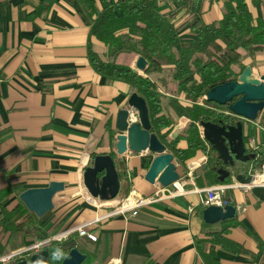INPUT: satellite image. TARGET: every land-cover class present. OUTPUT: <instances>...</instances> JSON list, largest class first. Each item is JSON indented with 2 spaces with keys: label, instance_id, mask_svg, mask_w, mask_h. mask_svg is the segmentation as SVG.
Masks as SVG:
<instances>
[{
  "label": "crops",
  "instance_id": "obj_1",
  "mask_svg": "<svg viewBox=\"0 0 264 264\" xmlns=\"http://www.w3.org/2000/svg\"><path fill=\"white\" fill-rule=\"evenodd\" d=\"M209 1L202 0L200 5L199 17L205 24L221 17L225 0ZM96 6H101L98 0ZM158 8L178 36L187 33L191 38L189 28L196 15L167 1H159ZM249 10L264 24V7L259 5L253 13L249 5ZM89 25V18L76 0H0V190L12 188L3 206L6 210L13 208L18 194L25 189L61 182L63 190L53 195L52 209L35 218V226L50 236L86 225L95 235V242L76 237L82 244L68 237L71 240L66 244L72 241L70 246L77 244L93 254L94 264H204L194 239L218 230L219 225L204 226L199 195L188 192L158 201L137 209L135 215H109L115 202L124 198V184L119 181L112 201L102 202L90 199L83 188L81 174L90 166V156L112 153L114 140L109 142L106 124L110 123L113 137L116 113L135 92L130 85L105 79L92 69L87 48L101 59L106 58L107 50L89 37ZM134 55L125 57L121 64L132 69ZM262 58L260 52L251 62L259 69L255 75L264 74ZM244 124H249L247 131L244 126V136H250L253 129L255 136L264 140L262 125L256 121ZM177 147L185 148L184 141H179ZM201 155L197 151L188 161ZM113 156L116 172L126 178L130 191L142 197L154 192L157 184L149 185L143 179V163L150 162L152 155ZM173 163L179 173V163ZM231 172L230 177L243 180L245 172ZM197 176L186 190L210 186H197ZM227 196L242 226L229 229L228 237L241 244L242 250L231 254L215 248V260L219 264H262L255 243L264 244V189L253 188L247 193L231 190ZM33 241L23 235L8 241L0 230V258L11 252L10 245L20 244L22 250Z\"/></svg>",
  "mask_w": 264,
  "mask_h": 264
},
{
  "label": "trees",
  "instance_id": "obj_2",
  "mask_svg": "<svg viewBox=\"0 0 264 264\" xmlns=\"http://www.w3.org/2000/svg\"><path fill=\"white\" fill-rule=\"evenodd\" d=\"M76 1L90 20L89 37L107 50V61H104L88 47L87 58L90 66L103 78L121 81L134 88L135 93L146 104L150 132L180 165L185 164L197 151H203V143L197 130L200 122L234 125L238 121L207 108L227 111L226 107L207 103L202 97L211 88L233 81L246 66L244 59L251 63L256 54L264 50V24L254 18L249 10V5H264L256 0H225L221 17L205 24L199 17L202 0H98L100 8L96 6L97 0ZM159 1L172 2L184 8L190 15L197 16L189 28L190 39L182 40L178 36L171 21L160 13ZM214 1L217 0L209 2L211 4ZM130 54L144 59L143 76L124 64L115 62L118 56L127 57ZM151 76H155V80ZM158 84L163 90L190 103L182 108L188 122L174 140L169 139L173 123L162 115ZM261 122L264 123V114H260ZM240 123L242 125L241 121ZM105 128L109 134V142H113L110 123ZM242 139L245 144L247 137L243 135ZM179 141H184L185 148L177 147ZM263 154L264 150L260 151L259 155L263 157L251 162L257 164L264 160ZM108 155L114 163L113 154ZM93 157L94 155L90 156V161ZM148 164L147 161L143 163L144 170ZM203 167V171L196 178V185L200 187L218 183L216 171L221 168V162L211 149ZM232 169L233 166L228 167V172ZM116 174L118 181L124 184L122 192L125 197L131 190L130 184L120 172ZM11 193L10 187L0 190V230L7 235V240L12 241L19 235L32 238L35 242L48 239V234L35 226L33 214L28 213L19 201L10 210L4 208L3 205ZM20 218L26 221L20 222ZM218 225V230L207 231L201 239H194L195 249L204 264H219L214 258L215 248L231 254H238L242 250L241 244L228 237L229 229L242 227L236 215L219 222ZM204 226L209 227L206 224ZM70 240L71 238L63 242L49 240L42 246V250L48 252L51 264H61L72 247L85 256L81 264H94L95 256L81 246L72 244L65 248L64 245ZM255 247L257 254L263 257L264 264V244L256 242ZM20 248V244L10 245L11 252ZM16 261L18 259L13 262Z\"/></svg>",
  "mask_w": 264,
  "mask_h": 264
},
{
  "label": "water",
  "instance_id": "obj_3",
  "mask_svg": "<svg viewBox=\"0 0 264 264\" xmlns=\"http://www.w3.org/2000/svg\"><path fill=\"white\" fill-rule=\"evenodd\" d=\"M256 1L264 5V0ZM131 67L137 73H142L145 68L144 59L135 54L131 60ZM233 99L235 100L232 101ZM203 100L226 107L228 112L238 119L253 122L264 108V74L255 75L249 66H245L233 81L207 91L203 95ZM129 111H135L136 121L127 124ZM198 126L201 128L203 140L220 160L222 166L232 167L234 162L243 164L254 159V154L247 153L244 148L243 129L239 121L232 126L211 122H200ZM113 129L115 135L111 154L122 157L127 153L139 156L149 153L153 156L143 176L145 182L165 188L177 180L172 154L150 132L147 108L142 97L135 92L128 96L125 107L116 113ZM181 130V127L174 126L170 131L169 139H176ZM90 163V166L84 168L81 174L82 185L88 196L101 202L114 199L118 193L119 181L111 157L96 155ZM216 174L217 181L220 183L229 176L228 170L223 168L218 169ZM62 190L61 182L51 181L43 188L23 190L18 194L17 199L28 213L38 219L52 209L53 195ZM234 214L235 209L231 205L223 208L209 206L200 212L201 220L206 225H214L231 219ZM48 257V252L41 249L10 264H47ZM84 258L83 254L72 247L61 264H81Z\"/></svg>",
  "mask_w": 264,
  "mask_h": 264
},
{
  "label": "built area",
  "instance_id": "obj_4",
  "mask_svg": "<svg viewBox=\"0 0 264 264\" xmlns=\"http://www.w3.org/2000/svg\"><path fill=\"white\" fill-rule=\"evenodd\" d=\"M223 114L229 115L238 121L240 120L243 122V124L244 123L251 124L255 121L258 123V120H260V114L258 115L257 119L253 122H246L243 119H238L237 117L230 114L228 110ZM135 121H136L135 111H129V115L126 120L127 124L133 123ZM178 126L181 127V125ZM197 130H198L199 139L203 143V151H201L202 155L197 156V158H194L183 165L176 164L177 166H179L180 169L179 173L176 172L178 176L176 181H174L165 188H162L159 185H157L154 192L146 197H142L134 193L133 191H130L123 199L115 202L114 207H112L113 209L112 212L108 214L113 215V214H122V213L130 212L132 215H135L136 210L139 208L146 207L158 201L180 197L188 192L190 193L193 192L200 196L199 202L202 209L209 206L223 208L225 206H229L231 203L229 197L227 196L228 192L231 190H237L241 193H247L249 190L253 188L264 189V165H263L264 160L260 161L257 164L251 162L250 160L248 163V168L244 173V178L242 181L238 180L236 177L229 176L230 178L225 182H221V183L218 182L203 188H193L192 190H186V186L193 181L194 175H196L195 174L196 170L206 163L207 153L210 150L209 145L202 138L201 128L198 125H197ZM244 148H246V152L254 154L253 160H259L260 158H262L260 157L258 153V147L252 138L247 137L246 143L244 144ZM130 199L132 204L129 205L128 202ZM75 228H74L75 230L73 231L67 232L68 231L67 230L66 231L67 233L62 234L61 236H53L51 240L58 241L60 240L59 237H64L71 232H75L78 237L84 238L90 242L96 241L95 235L86 228V225H81ZM48 241L49 240L46 239L41 242H36L35 244L28 246L27 248H24L22 250L11 252L8 255H5L2 258H0V262L4 264H8L9 261L12 260L13 258L19 260L20 258L29 254L27 253V251H31V250L33 251L38 247L40 248Z\"/></svg>",
  "mask_w": 264,
  "mask_h": 264
},
{
  "label": "rangeland",
  "instance_id": "obj_5",
  "mask_svg": "<svg viewBox=\"0 0 264 264\" xmlns=\"http://www.w3.org/2000/svg\"><path fill=\"white\" fill-rule=\"evenodd\" d=\"M259 5H255V6H251L250 5V8L252 10V12L254 13V11H256V8H258ZM182 35V34H181ZM182 40H186L187 37H189V35H182V36H179ZM188 39V38H187ZM261 55L263 56L264 58V50L261 52ZM124 56L123 55H120L117 57V59L115 60L116 63H122L124 61ZM262 58V59H263ZM104 61H107L106 58H102ZM261 59V60H262ZM244 63L246 64V66H249L252 73L253 74H258L259 72V69L258 67L254 64V63H250L249 60H246L244 59ZM262 67H264V63L261 64ZM140 74L141 76L142 73H138ZM152 80H155V76H151ZM170 83H168L169 85ZM157 92L159 93L160 97H161V109H162V115L167 118L170 122H172V127L173 128L174 126H178L181 125V128L183 129V127L187 124L188 120L184 117L183 113H182V108L183 107H186L188 105H190V103L187 101V100H184L182 98H179L178 96L174 95V94H170L168 91L166 90H163L162 87L158 84L157 85ZM207 107V106H206ZM209 109H211L212 111H214L215 113H224L226 112L225 109H217V108H213V107H207ZM233 118V117H231ZM234 120H236L235 118H233ZM233 119L231 120V122L233 123ZM258 124L262 125L261 127L264 128V123L261 122L260 123V120H258ZM244 126L246 128V131L248 130L247 126H249V124H242V129H244ZM255 131H253V129H251V133H249L248 135V138H252L255 142V144L257 145L258 147V153L260 151H263L264 150V140L262 137L260 136H255L254 134ZM247 140V139H246ZM264 155V154H263ZM146 156H149V155H146ZM260 157H263L260 155ZM175 161V160H173ZM133 162H137V161H133ZM248 168V165H240L239 163H234L233 165V169L231 170L234 175H239L241 172H245ZM204 167L200 168L197 172H195V174L199 175L202 171H203ZM68 230V229H67ZM65 230V231H67ZM65 231H61L57 234H51L48 238V240H51V238L53 236H61L60 234L65 232ZM76 236H75V235ZM68 237H72L73 241H78L76 237L77 234L75 232H71L69 234H67L66 236L64 237H59L60 240H58L57 242H63L65 239H67ZM79 238V237H78ZM55 241V240H54ZM78 242L80 243H84L83 241L79 240ZM36 242H31L30 244H27V247L30 246L31 244H35ZM69 243H72L69 242ZM65 244V248H67L68 246H70V244ZM26 248V247H25ZM87 248L89 250H93L92 246H87ZM42 249V247H38L37 249H35V252L37 251H40ZM9 253L5 254V255H8ZM4 255V256H5ZM15 261V258H13L12 260L9 261V264L11 262ZM52 263V260H48V263L47 264H51Z\"/></svg>",
  "mask_w": 264,
  "mask_h": 264
},
{
  "label": "flooded vegetation",
  "instance_id": "obj_6",
  "mask_svg": "<svg viewBox=\"0 0 264 264\" xmlns=\"http://www.w3.org/2000/svg\"><path fill=\"white\" fill-rule=\"evenodd\" d=\"M236 99V98H235ZM235 99H233L232 101H234ZM260 114H264V108L261 110V113ZM239 122H240V120H239ZM242 122V121H241ZM242 124H243V122H242ZM225 126H232V125H230V124H224ZM245 150H246V148H245ZM221 168H223V169H225V170H228V167L226 166V167H224V166H222V163H221Z\"/></svg>",
  "mask_w": 264,
  "mask_h": 264
},
{
  "label": "bare ground",
  "instance_id": "obj_7",
  "mask_svg": "<svg viewBox=\"0 0 264 264\" xmlns=\"http://www.w3.org/2000/svg\"><path fill=\"white\" fill-rule=\"evenodd\" d=\"M111 201H112V200H111ZM110 204H111V203H110ZM128 204H129V205L132 204L131 199L129 200ZM66 233H67V232H66ZM66 233H64V234H66ZM60 235H62V234H60Z\"/></svg>",
  "mask_w": 264,
  "mask_h": 264
}]
</instances>
